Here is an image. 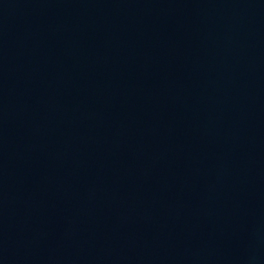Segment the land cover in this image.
Returning a JSON list of instances; mask_svg holds the SVG:
<instances>
[{"label": "water", "instance_id": "95a60500", "mask_svg": "<svg viewBox=\"0 0 264 264\" xmlns=\"http://www.w3.org/2000/svg\"><path fill=\"white\" fill-rule=\"evenodd\" d=\"M0 264H264V0H0Z\"/></svg>", "mask_w": 264, "mask_h": 264}]
</instances>
